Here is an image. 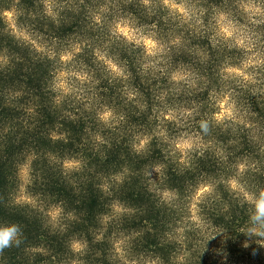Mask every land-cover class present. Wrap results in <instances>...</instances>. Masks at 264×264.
I'll return each instance as SVG.
<instances>
[{
	"label": "trees",
	"instance_id": "trees-1",
	"mask_svg": "<svg viewBox=\"0 0 264 264\" xmlns=\"http://www.w3.org/2000/svg\"><path fill=\"white\" fill-rule=\"evenodd\" d=\"M248 1L261 10L250 24L240 10L245 0H0V224L18 223L24 233L19 247L0 254V264H73L79 257L123 264L100 232L114 201L134 208L132 226L145 230L138 248L161 264H264L262 239L247 234V196L227 183L246 161L261 169L241 177L244 191L264 188V67L242 69L246 53L219 38L225 16L246 22L264 43V0ZM107 2L146 29L154 52L101 16ZM7 13L27 38L11 30ZM225 110L235 114L218 122ZM101 113L114 118L105 121ZM170 113L194 116L179 127ZM183 131L210 139L222 154L207 148L184 157L164 140ZM142 137L151 139L145 148L138 147ZM28 159L37 205L15 200L19 166ZM72 160L81 167L69 172L65 163ZM154 165L162 166L167 190L191 195L211 184L201 229L175 239L166 233L183 213L154 195L145 177ZM118 173L127 177L119 182ZM49 201L60 210L57 221L44 207ZM210 236L221 240L218 256L189 247V239L206 245ZM75 242L84 245L81 253ZM182 252L196 255L180 259Z\"/></svg>",
	"mask_w": 264,
	"mask_h": 264
},
{
	"label": "rangeland",
	"instance_id": "rangeland-1",
	"mask_svg": "<svg viewBox=\"0 0 264 264\" xmlns=\"http://www.w3.org/2000/svg\"><path fill=\"white\" fill-rule=\"evenodd\" d=\"M72 3L74 2L72 1ZM167 4L170 5L168 2ZM61 6L65 9L67 3H61ZM100 8L101 9L99 13L101 14V16L107 15L110 19V22H112V25H114V27L117 31H119L120 34L127 37L129 40L144 45L149 52H154L156 50L157 44L155 43L154 39H152V37L146 32V29L138 27L134 19H131L128 16L117 14L111 3L108 2ZM172 8L174 11L178 12L181 15L187 17L190 15L188 11H186L182 6L173 4ZM240 10L243 13L242 18L245 19L246 22H249V24L252 20L257 19L259 12L261 11L257 6H255L254 3H252V1L248 0H245V3L240 6ZM62 12L63 10L57 13H60L61 15ZM6 19L11 30H13L17 36L26 38L28 37L26 33L20 32L16 27L15 17L13 13H7ZM221 20L222 26L219 38L223 39V41L227 42L229 46L235 48L239 52L246 53V56L243 60L242 69L247 70L251 68H263L264 43H262L260 40L258 41L255 34L250 32V30L246 27L247 23L243 22L242 24H236L234 21H232V19L225 16H222ZM255 45H257V48ZM102 57L103 55H101V58ZM230 72V74H242V72L240 71ZM176 77L178 81H181V78L179 76L176 75ZM221 108L225 109L226 105L221 104ZM101 114L103 119L108 122H110L111 119L114 118V113ZM233 114L235 113H228L225 110V112L223 111L222 113H217L216 119L219 122L221 119H224L225 116L232 117ZM169 115L173 117L178 126L181 127L182 120L184 121L185 118L190 117V115L194 116V113H170ZM189 127L190 126H186L185 129H189ZM260 136L261 134L258 138L259 141L261 139ZM150 140L151 139L149 137H142V139L138 143V147L145 148ZM164 140L170 146L172 145L173 147H177V151L181 152L184 157H186L189 153L197 152L195 150L200 151L201 149L207 148H210V150L212 151H216L218 155L222 154V148L219 147L220 149H217L215 147L216 144L210 139H205L202 136L192 134L190 131L180 132L178 137H176L175 139L167 135L164 137ZM261 144L262 146H264V143ZM262 157L263 158L261 159V161L263 162H261V166L264 167V154L262 155ZM31 161L32 159H28L19 166V170L17 173V193L15 195V200L18 204L37 205L38 203L37 200L39 198L37 197L36 200L32 196L33 192H30V186L32 185L33 181L31 177ZM80 167L81 164L75 160L66 161L65 163V169H67V171L69 172L76 169L78 170ZM237 167L234 169L232 176H229V178H227V183H229V187L231 188L232 193L238 196L246 194V200H248L253 195L249 192L244 191L243 185L241 184V177H247V172L249 170L256 168L261 169V167L259 164H252L246 161H241ZM162 169V166L154 165L152 168H148L145 171V177L149 179L148 182L151 186V189L161 204H164V206H167L173 212L183 213V215L181 216L182 218L177 224H170L168 226L166 233L168 235H172V239H175L174 237H176V235L179 238L183 235V233L186 232V230L190 229V227L198 231V229H201L198 226L202 223L201 209L208 199L209 195L207 194L211 193V184H209L208 181L203 182L198 186L197 191H195L193 194L189 195L185 193L183 195L175 191L167 190L161 185L160 182ZM238 176L240 177V180ZM126 177H124L122 173H118L113 179L120 182L123 181ZM249 189L253 188L249 187ZM44 207L51 220L57 221L59 219L60 210L58 209V207H55V205H53L51 201L45 203ZM111 208L112 211L105 217L100 232L103 235V238L105 236L111 242V247L115 250L114 253L116 259L123 264H161L155 254L139 250L138 248L137 244L140 243V240H143L145 230L140 228L136 229L135 226H132L133 222L131 220L136 216L134 208L130 207L128 204L118 201H114ZM192 239H189L191 242H193L189 247H195V250L198 251L200 250V247H202V249L204 248L206 252L212 251V253H214L215 255H219V253L217 254V246L221 242L220 239L215 241L213 237L210 236V240L206 242V245L200 243V238H197L194 241ZM261 239L262 243L264 244V238ZM246 247L249 248V244H246ZM73 249L75 253H81L84 249V245L82 244V242H75L73 243ZM194 252H182V254L178 255V258L185 259L183 257L194 256L196 255L194 254ZM31 255L34 256V254ZM80 259V257L76 259L77 261L73 264H86L85 262L80 261ZM60 264L70 263L62 261Z\"/></svg>",
	"mask_w": 264,
	"mask_h": 264
},
{
	"label": "clouds",
	"instance_id": "clouds-1",
	"mask_svg": "<svg viewBox=\"0 0 264 264\" xmlns=\"http://www.w3.org/2000/svg\"><path fill=\"white\" fill-rule=\"evenodd\" d=\"M251 205L249 224L247 229L248 236L264 238V188L247 200ZM23 229L18 223L0 224V254L5 249L23 243Z\"/></svg>",
	"mask_w": 264,
	"mask_h": 264
}]
</instances>
